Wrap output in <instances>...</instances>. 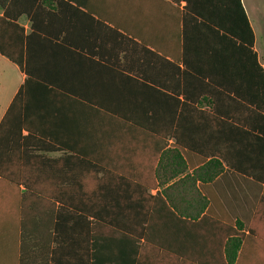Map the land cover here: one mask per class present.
Returning <instances> with one entry per match:
<instances>
[{"label":"trees","instance_id":"16d2710c","mask_svg":"<svg viewBox=\"0 0 264 264\" xmlns=\"http://www.w3.org/2000/svg\"><path fill=\"white\" fill-rule=\"evenodd\" d=\"M37 1L0 0V56L15 64L26 80L37 77L50 83L55 76L54 65L43 70L32 63L40 59L54 63L55 52L36 54L31 46L41 33L44 40L54 38L51 30L61 23L52 11L55 6L46 0L36 5ZM206 1L205 6L199 7L194 6V0H186L180 15V45L169 63L176 76L174 90L163 96H139L133 107L139 111V126L175 141V146L168 149L160 143L161 153L154 171L157 185L165 187L178 178L163 189L162 197L155 198L147 194L153 187L151 179L144 184L139 182L144 194L139 196V227L119 226L124 216L119 211L103 214L89 210L86 197L80 196L74 204L67 195L41 194L39 171L48 162L46 154L62 150L54 147L53 138H46L36 130L34 118L30 117V111L39 106L38 96H31V103L26 102L28 96L20 93L15 96L0 122V201L4 199L1 197L4 190L13 193L12 203L18 211L14 231L18 242L17 264H30L33 255L45 256V264H201L179 260L180 254L169 248L167 227L174 222H205L215 216L216 197L212 192L216 193L220 185L230 192V185L235 187L238 182L239 188L248 190L247 179H251V183L261 188L264 71L253 50L254 35L241 0ZM56 2L57 6L67 4L62 0ZM22 17L28 20V33L19 21ZM159 58L165 59V54ZM117 109L112 107L110 111ZM187 111L193 114L189 124L196 127L190 133L189 146L179 138ZM200 123L208 128L239 130L236 131L242 143L239 150L232 145L219 148L210 143V138L223 136L210 131L205 135L209 143L197 146ZM22 132L26 135L22 136ZM248 152L254 154L250 162L240 157ZM189 169L191 174L187 173ZM230 177L234 184L228 180ZM182 189L190 192L188 200L196 210L182 211L170 199V192ZM120 200L118 195L109 198L111 206L117 209ZM158 204L160 212L155 209ZM56 205L58 208L54 210ZM207 205L212 208L205 213ZM239 223L237 220V229ZM102 224L106 225L104 235ZM223 231L226 241L222 264H233L240 237L236 230Z\"/></svg>","mask_w":264,"mask_h":264},{"label":"crops","instance_id":"0c3cea01","mask_svg":"<svg viewBox=\"0 0 264 264\" xmlns=\"http://www.w3.org/2000/svg\"><path fill=\"white\" fill-rule=\"evenodd\" d=\"M45 2L55 6L52 11L61 24L51 30L54 38L44 40L41 33L31 49L36 54L55 52V62L40 59L32 65L43 70L54 65L55 76L50 83L37 77L26 80L15 64L0 56V80L4 81L0 122L18 93L28 96L26 102L30 103L31 96H38L39 106L30 111V117L34 118L36 130L53 138L54 147L62 150L46 154L48 162L39 171L41 194L67 195L74 204L80 196L86 197L89 210L103 214L119 211L124 214L119 226L139 227V196H144L139 182L151 179L153 187L147 194L155 198L162 197L163 189L178 178L165 187L157 185L154 171L160 143L168 149L175 146V141L139 126V111L133 107L139 96L171 94L176 86L174 68L169 63L180 45V15L186 0H62L67 4L59 6L56 0ZM206 2L194 0L193 4L200 7ZM241 5L254 35L253 50L264 71V61L256 50L257 34L264 30V0H241ZM19 21L28 33L27 18ZM161 54L165 59L159 58ZM112 107L119 109L110 111ZM190 115L193 114L188 111L184 114L186 119L180 127L179 138L186 146L192 144L190 133L196 128L189 124ZM209 131L223 134L210 138V143L219 148L232 145L239 150V130L208 128L201 123L197 146L209 143L205 136ZM240 157L250 162L254 154L248 152ZM84 163L86 166H80ZM81 167L86 170L81 171ZM247 180L248 190L239 188L235 179L237 184L233 181L235 187L231 184L230 192L221 185L216 193L212 192L216 214L209 220L174 222L167 227L169 248L180 254L179 260L222 264L226 241L223 230L227 229L236 230L240 237L233 264H264V183L258 189L251 179ZM110 195L121 198L119 209L111 206ZM189 196L186 189L170 192V199L182 211L196 210ZM160 207L156 206V212ZM57 208L56 205L54 210ZM208 208L212 206L207 205L205 213ZM7 215L0 220V264H17L14 216H10L9 209ZM105 227L102 224V235ZM45 261V256L33 255L30 264Z\"/></svg>","mask_w":264,"mask_h":264},{"label":"rangeland","instance_id":"374dc122","mask_svg":"<svg viewBox=\"0 0 264 264\" xmlns=\"http://www.w3.org/2000/svg\"><path fill=\"white\" fill-rule=\"evenodd\" d=\"M256 50L260 53L262 60L264 61V30L260 31L257 34L256 37ZM3 85H4V81H2V79L0 80V91L2 93L3 91ZM3 191V189H2ZM12 195L13 193L10 190H4L1 197L4 198L0 201V220L2 218L5 219V217H8L7 212L9 209L10 212V216H14V224L15 226H17V215H18V211L15 208V205L12 203Z\"/></svg>","mask_w":264,"mask_h":264}]
</instances>
